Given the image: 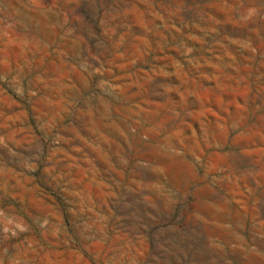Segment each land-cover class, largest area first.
Listing matches in <instances>:
<instances>
[{"label": "rangeland", "instance_id": "obj_1", "mask_svg": "<svg viewBox=\"0 0 264 264\" xmlns=\"http://www.w3.org/2000/svg\"><path fill=\"white\" fill-rule=\"evenodd\" d=\"M0 264H264V0H0Z\"/></svg>", "mask_w": 264, "mask_h": 264}]
</instances>
